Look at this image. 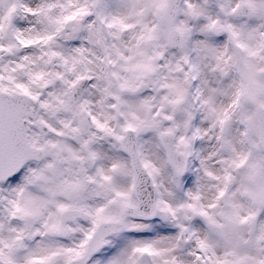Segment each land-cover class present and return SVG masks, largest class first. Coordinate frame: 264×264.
I'll list each match as a JSON object with an SVG mask.
<instances>
[{
	"label": "snow or ice",
	"instance_id": "6c2138e0",
	"mask_svg": "<svg viewBox=\"0 0 264 264\" xmlns=\"http://www.w3.org/2000/svg\"><path fill=\"white\" fill-rule=\"evenodd\" d=\"M0 264H264V0H0Z\"/></svg>",
	"mask_w": 264,
	"mask_h": 264
}]
</instances>
